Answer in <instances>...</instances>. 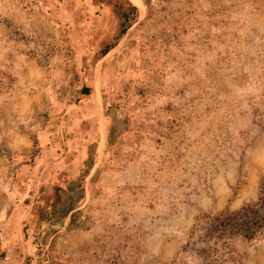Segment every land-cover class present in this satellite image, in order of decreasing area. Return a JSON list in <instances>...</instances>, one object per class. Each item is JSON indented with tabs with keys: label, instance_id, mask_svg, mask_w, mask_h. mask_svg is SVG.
<instances>
[{
	"label": "rangeland",
	"instance_id": "1",
	"mask_svg": "<svg viewBox=\"0 0 264 264\" xmlns=\"http://www.w3.org/2000/svg\"><path fill=\"white\" fill-rule=\"evenodd\" d=\"M139 1L0 0V264H207L195 220L256 201L264 0Z\"/></svg>",
	"mask_w": 264,
	"mask_h": 264
},
{
	"label": "trees",
	"instance_id": "2",
	"mask_svg": "<svg viewBox=\"0 0 264 264\" xmlns=\"http://www.w3.org/2000/svg\"><path fill=\"white\" fill-rule=\"evenodd\" d=\"M128 12L133 22L135 7L129 5ZM126 20L127 12L123 17L121 34L127 28L124 26ZM105 53L103 52L102 56ZM81 94L88 95L89 89L83 87ZM190 235L194 237L195 251L206 257L207 264L223 262L226 254L228 255L229 245L235 241H253L264 235V176L259 182L255 202L248 203L233 212L222 211L202 215L195 220Z\"/></svg>",
	"mask_w": 264,
	"mask_h": 264
},
{
	"label": "bare ground",
	"instance_id": "3",
	"mask_svg": "<svg viewBox=\"0 0 264 264\" xmlns=\"http://www.w3.org/2000/svg\"><path fill=\"white\" fill-rule=\"evenodd\" d=\"M136 7L142 8V5L139 0H130Z\"/></svg>",
	"mask_w": 264,
	"mask_h": 264
}]
</instances>
